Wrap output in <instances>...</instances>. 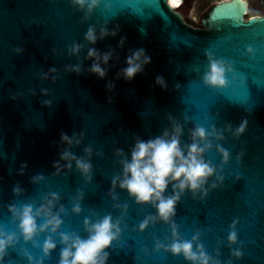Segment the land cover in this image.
<instances>
[{
	"label": "water",
	"instance_id": "1",
	"mask_svg": "<svg viewBox=\"0 0 264 264\" xmlns=\"http://www.w3.org/2000/svg\"><path fill=\"white\" fill-rule=\"evenodd\" d=\"M107 3L108 7L102 5L85 20L70 0H0V224L16 231L7 204L14 200L39 203L49 192L58 193L68 209L63 231L86 238L84 220L91 210L100 216H121L108 195L113 176L121 171L114 152L117 148L127 152L136 136L146 139L161 134L170 127L171 115L184 124L185 143L190 142L188 132L196 124L209 130L213 125L224 129L225 140L220 143L230 152L226 165L215 148L207 153V160L218 169L223 167L219 174L224 182L215 189L209 187L206 198H193L190 192L182 198L175 217L181 237L190 240L199 231L205 249L221 264H264V16H248L246 0H221L207 10L201 27H195L169 0ZM105 24L109 29L118 25L119 35L96 45L101 52H116L102 80L88 72L90 45L85 33L89 26L99 30ZM121 38H125L123 48L118 46ZM77 42L83 45L79 59L68 53ZM17 48L24 51L17 54ZM135 49H144L151 63L132 81L118 78ZM209 52L234 68L235 74L228 75L229 84L223 89L203 82ZM70 65H80L82 74L66 71ZM52 67L57 69L56 81L42 79ZM158 76L166 81L167 90L156 84ZM109 83L115 85L112 92L107 90ZM46 100L51 107L45 105ZM245 119L248 126L240 137L226 130L228 125L235 129ZM61 132L85 133L83 145L72 149L77 156H83L89 145L103 153L93 157L91 184L75 169L54 175L52 164L63 147ZM22 163L28 165L24 176L18 175ZM37 173L46 177L39 186L30 182ZM17 182L26 190L23 197L13 195ZM78 190L85 193L80 216L71 213ZM119 195L120 202L129 207L124 217L127 228L111 250L110 264H186L183 257L155 251L157 239L171 242L168 225L157 223L144 232L138 230L154 209L138 206L126 192ZM234 220L239 221V243L234 247L242 248V259L232 256L228 242ZM43 241L42 236L41 246ZM24 247L37 261L43 258V264L59 262V247L51 257H43L40 248L22 240L17 249L9 250L8 260L28 264L21 251Z\"/></svg>",
	"mask_w": 264,
	"mask_h": 264
},
{
	"label": "clouds",
	"instance_id": "2",
	"mask_svg": "<svg viewBox=\"0 0 264 264\" xmlns=\"http://www.w3.org/2000/svg\"><path fill=\"white\" fill-rule=\"evenodd\" d=\"M74 9H78L84 15V19L90 17L102 6L108 7L107 0H70ZM257 18V17H253ZM195 19V17H193ZM119 35V26L109 29L107 24L97 30L95 25L89 26L85 33V40L90 45L87 50V57L91 61L88 72L104 80L108 76L110 61L116 57L115 49L101 52L97 43L109 37L116 38ZM125 38L119 41V47L123 48ZM83 50L80 43L72 44L68 53L79 59ZM17 54L24 50L17 48ZM249 48V54L252 53ZM58 54V53H54ZM209 68L203 75V82L211 88L223 89L228 86L229 74H235L233 66L224 61L216 59L211 52L208 53ZM151 63V58L144 49L133 50L126 58V67L118 74L127 81H132L138 74L143 73L145 66ZM66 71L82 74L80 65H70ZM58 78L57 69L52 67L48 72L42 74V79L53 82ZM156 84L167 90V84L163 77L156 78ZM115 85L109 83L107 90L112 92ZM42 92L48 95L47 90ZM15 99V97H13ZM111 102V98H109ZM45 105L51 107V101H44ZM170 127L165 128L161 134L143 138L134 137L130 149L126 152L123 148H117L114 156L121 169L113 176L109 197L112 207L121 213L119 217H113L110 213L100 216L95 210L91 215L85 217L84 230L86 238L77 232L63 231L65 226L64 217L68 209L61 202V197L56 192L45 194L39 203L35 200L17 203L15 200L7 204V213L11 221L16 225V231H10L3 224H0V264L8 260L9 250L17 249L21 240L25 245L31 244L40 248L43 257H51L52 253L59 247L60 259L58 264H110L111 250L114 245L121 242L123 231L127 228L124 217L128 214L127 204L120 202L121 191L126 192L130 199L138 206H151L154 214L147 216L139 225V231L144 232L150 226L157 223H164L171 228L172 239L170 243H164L159 239L155 242V251L170 253L174 257H183L186 264H221L218 258H213L201 242V233L197 231L192 238L184 239L179 233L178 225L175 222L177 206L182 198L191 193L193 198L201 199L208 196L209 187L215 189L223 185L224 176L220 175L223 167L217 168L212 162L206 159L207 153L215 148L223 157V164L230 161V152L221 146L225 140L224 129H217L214 125L209 130L203 125L196 124L189 132L190 142H184V124L173 116L168 117ZM247 120L232 128L227 126V131L236 137L243 135L247 129ZM85 133L61 132L59 159L53 161L54 175L59 177L66 173L70 174L74 169L88 184L93 182L94 165L93 157L102 156L103 153L96 152L89 145L84 147L83 156H77L72 149L83 145ZM243 153H241L242 158ZM239 159V158H238ZM28 165L22 163L18 175L27 174ZM46 177L37 173L31 177V183L39 186ZM211 181V184L209 182ZM171 189V191H169ZM13 195L17 198L26 195L24 187L17 182L12 187ZM85 193L78 190L71 201V213L76 216L83 214V201ZM92 217H96L93 219ZM239 221L234 220L228 235V242L231 247L232 256L236 259L243 258L241 247L238 245L237 225ZM44 237L43 245L39 242ZM59 237V241L56 237ZM28 264H43V258L39 261L31 254L27 247L21 249ZM147 255V250H145ZM220 253L217 252V257ZM8 264H13L8 260Z\"/></svg>",
	"mask_w": 264,
	"mask_h": 264
},
{
	"label": "rangeland",
	"instance_id": "3",
	"mask_svg": "<svg viewBox=\"0 0 264 264\" xmlns=\"http://www.w3.org/2000/svg\"><path fill=\"white\" fill-rule=\"evenodd\" d=\"M219 0H186L182 9L178 10L184 18L191 20L196 26L201 27V19L207 10ZM250 5L248 16L264 15V4L261 0H247ZM173 6V5H172ZM195 17V19H193Z\"/></svg>",
	"mask_w": 264,
	"mask_h": 264
},
{
	"label": "bare ground",
	"instance_id": "4",
	"mask_svg": "<svg viewBox=\"0 0 264 264\" xmlns=\"http://www.w3.org/2000/svg\"><path fill=\"white\" fill-rule=\"evenodd\" d=\"M183 0H170L169 3L173 8H179L182 4Z\"/></svg>",
	"mask_w": 264,
	"mask_h": 264
},
{
	"label": "trees",
	"instance_id": "5",
	"mask_svg": "<svg viewBox=\"0 0 264 264\" xmlns=\"http://www.w3.org/2000/svg\"><path fill=\"white\" fill-rule=\"evenodd\" d=\"M219 1H221V0H219ZM184 4H185V2H184V0H183L181 6H180L178 9H181V8L184 6ZM185 21H186L188 24H190V25H193V26H195V27H199V26H196L194 23H192L191 20H187V19H185Z\"/></svg>",
	"mask_w": 264,
	"mask_h": 264
},
{
	"label": "built area",
	"instance_id": "6",
	"mask_svg": "<svg viewBox=\"0 0 264 264\" xmlns=\"http://www.w3.org/2000/svg\"><path fill=\"white\" fill-rule=\"evenodd\" d=\"M170 1V0H169ZM247 1V0H246ZM184 2H186V0H184ZM185 5V4H184ZM173 8V7H172ZM183 8V7H182ZM181 8V9H182ZM175 11H178V10H180V9H178V8H173ZM262 16H264V15H262ZM193 26V25H192Z\"/></svg>",
	"mask_w": 264,
	"mask_h": 264
}]
</instances>
